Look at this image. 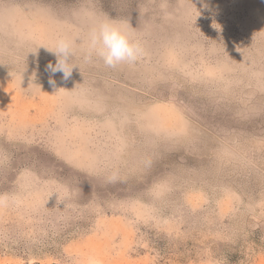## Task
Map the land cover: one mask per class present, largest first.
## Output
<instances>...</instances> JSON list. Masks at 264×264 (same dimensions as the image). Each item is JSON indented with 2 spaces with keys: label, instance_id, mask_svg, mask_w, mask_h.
<instances>
[{
  "label": "rangeland",
  "instance_id": "rangeland-1",
  "mask_svg": "<svg viewBox=\"0 0 264 264\" xmlns=\"http://www.w3.org/2000/svg\"><path fill=\"white\" fill-rule=\"evenodd\" d=\"M0 264H264V0H0Z\"/></svg>",
  "mask_w": 264,
  "mask_h": 264
},
{
  "label": "clouds",
  "instance_id": "clouds-1",
  "mask_svg": "<svg viewBox=\"0 0 264 264\" xmlns=\"http://www.w3.org/2000/svg\"><path fill=\"white\" fill-rule=\"evenodd\" d=\"M78 37L59 35L51 47L43 46L57 57L55 64L49 62L46 71L53 76L62 73L63 79L71 77L74 67L72 58L76 54ZM86 59H99L109 68L120 65H134L143 56L144 50L138 40L132 39L117 22L101 18L89 30L85 40ZM49 84L55 87V80L49 79ZM60 90V89H59Z\"/></svg>",
  "mask_w": 264,
  "mask_h": 264
}]
</instances>
